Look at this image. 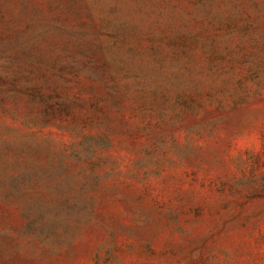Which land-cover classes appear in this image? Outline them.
<instances>
[{
  "label": "rangeland",
  "instance_id": "1",
  "mask_svg": "<svg viewBox=\"0 0 264 264\" xmlns=\"http://www.w3.org/2000/svg\"><path fill=\"white\" fill-rule=\"evenodd\" d=\"M0 264H264V0H0Z\"/></svg>",
  "mask_w": 264,
  "mask_h": 264
}]
</instances>
